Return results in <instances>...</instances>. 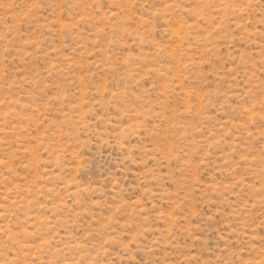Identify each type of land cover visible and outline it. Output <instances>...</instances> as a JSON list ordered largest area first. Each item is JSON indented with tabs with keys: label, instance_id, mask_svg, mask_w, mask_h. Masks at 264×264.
<instances>
[{
	"label": "rangeland",
	"instance_id": "374dc122",
	"mask_svg": "<svg viewBox=\"0 0 264 264\" xmlns=\"http://www.w3.org/2000/svg\"><path fill=\"white\" fill-rule=\"evenodd\" d=\"M0 264H264V0H0Z\"/></svg>",
	"mask_w": 264,
	"mask_h": 264
}]
</instances>
